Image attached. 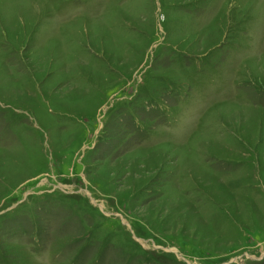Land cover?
Masks as SVG:
<instances>
[{
  "label": "rangeland",
  "instance_id": "1",
  "mask_svg": "<svg viewBox=\"0 0 264 264\" xmlns=\"http://www.w3.org/2000/svg\"><path fill=\"white\" fill-rule=\"evenodd\" d=\"M0 264H264V0H0Z\"/></svg>",
  "mask_w": 264,
  "mask_h": 264
}]
</instances>
